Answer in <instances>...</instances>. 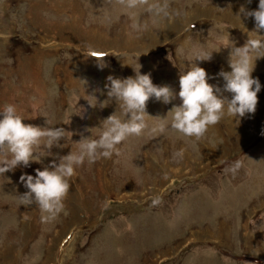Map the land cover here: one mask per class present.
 Returning <instances> with one entry per match:
<instances>
[{
  "label": "rangeland",
  "instance_id": "374dc122",
  "mask_svg": "<svg viewBox=\"0 0 264 264\" xmlns=\"http://www.w3.org/2000/svg\"><path fill=\"white\" fill-rule=\"evenodd\" d=\"M167 2L182 14L161 19L145 3L128 9L122 0H0V104L14 102L27 116L37 103L36 116L24 122L44 127L48 118L64 127L69 138L50 151L67 154L116 111L115 100L106 101L108 75L134 76L140 68L178 92L186 65L176 52L187 54L185 41L216 49L230 38L242 46L256 30L253 17L240 14L245 31L233 15L258 0ZM88 47L104 68L84 55ZM230 50L198 61L209 83L222 87L217 74L231 70ZM252 75L262 85L255 113L225 117L199 140L154 131L181 100L149 98L142 133L123 141L118 155L78 167L52 220L21 202L27 189L19 178L55 156L0 174V264H264V57ZM117 115L124 118L119 108ZM235 159L242 167L233 175L225 168Z\"/></svg>",
  "mask_w": 264,
  "mask_h": 264
},
{
  "label": "clouds",
  "instance_id": "9594fccd",
  "mask_svg": "<svg viewBox=\"0 0 264 264\" xmlns=\"http://www.w3.org/2000/svg\"><path fill=\"white\" fill-rule=\"evenodd\" d=\"M250 3L251 0H248ZM125 7L134 9L140 3L147 5L146 10L153 16L172 20L181 15L179 9L171 8L167 0H122ZM240 14L253 17L254 31L248 32V38L242 46H236L233 41H217L218 48L210 49L205 45L192 44L185 41L187 54L177 49L181 63L186 65L179 72V91L176 92L168 84H154L150 73H141L135 67V75L117 77L108 75L105 88L108 102L115 100L123 119L116 111L103 119L100 126L90 129L91 135L78 140L75 148L67 154L52 153L53 146L61 147L60 141H66L68 132L64 127H57L47 117V126L41 127L24 120L28 116H36L38 104L30 105L32 115H23L14 102L0 104V174L14 169L18 165L28 166L30 161H40L45 156H55L45 167L35 169V175L23 173L20 181L27 189L20 194L22 203H35L42 213V220L54 219L64 207V199L70 188V179L76 174V169L86 161L91 163L101 158H111L120 152L119 145L130 136L142 133L149 117L146 103L149 98H155L167 104L177 96L181 103L174 104L160 121L154 124L153 130L164 132L167 128L181 133L185 137L199 140L212 126L227 117L240 120L246 114L255 113L258 102L257 93L261 90V82L252 72L255 61L264 57V0H258L255 9L240 6L239 12L233 16L238 18L236 25L244 29L240 22ZM146 30L148 25L141 26ZM247 31V29H244ZM230 48V71L223 69L217 74L224 83L221 86L209 83L205 68L198 61L208 60L214 51ZM86 57L97 58L98 67H105L103 56L91 47L82 51ZM172 60V59H171ZM188 61L187 64L184 61ZM174 65H177L172 60ZM224 93H230L224 95ZM91 106L97 104L93 94L83 95ZM105 101L101 103L104 106ZM98 129V130H97ZM47 151H43L40 149ZM39 156L41 159H36ZM242 167L240 159L227 164L225 171L233 175ZM29 219L28 216L24 217Z\"/></svg>",
  "mask_w": 264,
  "mask_h": 264
}]
</instances>
